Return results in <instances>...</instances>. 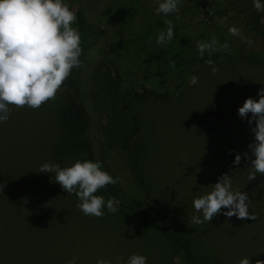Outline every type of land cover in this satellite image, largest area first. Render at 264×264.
Here are the masks:
<instances>
[{
	"label": "rangeland",
	"instance_id": "374dc122",
	"mask_svg": "<svg viewBox=\"0 0 264 264\" xmlns=\"http://www.w3.org/2000/svg\"><path fill=\"white\" fill-rule=\"evenodd\" d=\"M115 1L66 0L70 10L82 6L94 21L119 15L120 9L128 10L133 20L122 35L125 46L117 42L118 53L132 56L127 62L133 72L122 76L116 103L126 120L136 117L142 125L139 135L144 149L137 170L132 173L122 146L108 148L117 157L116 176L126 197L140 202L151 218L174 232L192 236L197 264H238L244 257L250 264H264V175L249 180L254 157L247 146L253 140L250 127L255 121L250 126L247 117L237 115L244 100L259 99L257 93L264 88V40L257 39L249 25L252 20L241 7H232L236 0H221L219 5L217 0H202L209 9L201 15L197 10L202 22L218 19L219 23L223 18L224 25L238 28L245 40L237 48H224L219 42L217 51L200 58L174 45L194 40L187 29L190 10L183 3L179 18L162 15L160 22L148 26L142 12L156 7L152 0L120 1L119 12ZM248 1L239 3L249 6ZM165 20L172 21L175 36L157 45L158 32L167 27ZM108 23L113 34L116 22ZM209 59L218 69L215 74L205 63ZM169 60L175 61L174 67ZM193 75L198 77L196 85L189 83ZM74 83L72 72L55 99L35 110L11 106L9 119L0 123V264H67L73 258L76 264H96L98 259L115 264V258L127 260L132 254L146 256L147 264H183L178 249L119 208L101 218L85 216L76 196L54 182V174L39 172L41 164L52 162L58 108ZM150 92L161 94L162 99L138 97ZM237 155L241 159L234 164ZM85 159V153L70 152L59 165L63 168ZM222 174L230 176L234 191L248 195L249 212L256 219L217 214L209 223H191L193 198L211 191ZM95 195L105 201L110 198L102 189Z\"/></svg>",
	"mask_w": 264,
	"mask_h": 264
},
{
	"label": "clouds",
	"instance_id": "9594fccd",
	"mask_svg": "<svg viewBox=\"0 0 264 264\" xmlns=\"http://www.w3.org/2000/svg\"><path fill=\"white\" fill-rule=\"evenodd\" d=\"M152 2L156 5V15L167 17L172 14L179 18L182 0ZM252 6L257 12H264V0H252ZM76 23V13L70 10L66 0H0V123L9 119L11 106L35 110L55 99L72 70L83 67L81 34ZM165 23L166 29H161L156 36L157 45H165L175 36L172 21L165 20ZM228 31L245 40L238 28L229 27ZM246 42L252 43L251 40ZM216 45L215 38L199 42L196 54L200 58L206 53L210 56L217 51ZM223 47L227 48V45ZM168 63L175 66L173 60ZM205 63L215 74L218 69L213 61L209 59ZM189 83L196 85L198 77L191 76ZM257 95L259 99L246 98L237 109V115L241 119L247 117L250 126L255 121V126L250 127L253 140L247 146L254 157L249 167V180L258 174L264 175V88ZM244 157L247 159L248 153H244ZM240 159L237 155L233 163L239 164ZM39 172L54 174V182L68 195L76 196L77 207L85 216L101 218L106 212L115 214L118 211V200L109 198L105 201L103 196L95 195L107 185L118 182L102 169L98 160H76L63 168L57 163L45 162L40 165ZM50 179L53 180L52 175ZM249 203L248 195L234 191L230 176L222 174L211 191L193 198L191 223H209L217 214L254 220L256 217L250 214ZM67 264H76L75 258ZM96 264H112V261L98 259ZM115 264H147V257L138 254L130 255L127 260L117 257ZM238 264H250L249 258H241Z\"/></svg>",
	"mask_w": 264,
	"mask_h": 264
},
{
	"label": "trees",
	"instance_id": "16d2710c",
	"mask_svg": "<svg viewBox=\"0 0 264 264\" xmlns=\"http://www.w3.org/2000/svg\"><path fill=\"white\" fill-rule=\"evenodd\" d=\"M120 1L124 0H116L113 3L118 12ZM242 1H233L232 7L235 9L238 6L241 7V12L246 13L247 17L252 20L249 25L256 33L257 39L261 37L264 40V12H257L252 6V0L248 1V3L250 2L249 6L239 3ZM220 2L221 0H217V5ZM182 3L185 5V9L190 10L187 29L192 31L190 35L194 40L191 44L188 43V40L185 43H175L176 48L180 47L187 54L192 51L196 52L197 43L208 42L212 38H215L217 45L220 42L226 44L227 47L237 48L235 45L242 39L239 36L231 35L228 26L220 21L216 23L218 19L210 23L202 22L199 19L198 9L200 15L203 14V11L209 13L208 7L202 0H182ZM73 12L77 16L75 26L81 34L82 56L80 59L83 62V67L72 70L75 79L74 89L58 108V136L52 146L51 160L53 163L60 164L70 152H82L87 154L88 160L100 161L102 169L117 178L118 170L115 167L118 166L117 157L114 151H108V148L122 146L121 149L124 151L133 173L137 170L144 149L139 135L142 125L136 117H133L130 122L126 120L116 103L122 76L133 72L130 70L131 64L127 62V59L130 60L132 56L126 58L122 55L123 51L120 53L116 51L119 47L117 42L121 43L120 46H125V39L122 38V35L123 32L131 29L132 17L130 18L128 10L120 9L119 15L113 14L99 22L89 19L82 6H78ZM161 16L155 14V8L142 12V17L148 20V26L153 22H160ZM109 20L116 22L115 32H119L118 34L114 35L115 32L112 34L109 31ZM139 64L143 65L145 62H139ZM134 96L137 97L135 94ZM146 96H150L156 102L162 99L161 94H152L151 92L149 95L138 97L146 98ZM128 100L131 102L133 97H129ZM101 126L103 130H101ZM107 136L109 141L106 139L108 145H105L104 140ZM138 179L140 178L138 177ZM102 190L110 198L119 201V209L126 217L155 232L173 248L178 249L183 264H197L192 248L194 239L192 236L178 234L151 218L149 212L141 209L140 202L132 203L128 200L119 181L116 184L107 185ZM144 202L147 205L146 199Z\"/></svg>",
	"mask_w": 264,
	"mask_h": 264
}]
</instances>
